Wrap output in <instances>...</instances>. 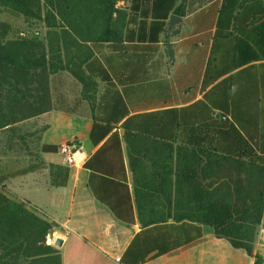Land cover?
Wrapping results in <instances>:
<instances>
[{"label":"trees","instance_id":"obj_1","mask_svg":"<svg viewBox=\"0 0 264 264\" xmlns=\"http://www.w3.org/2000/svg\"><path fill=\"white\" fill-rule=\"evenodd\" d=\"M121 1L131 2L130 11ZM172 12L185 11L177 0H0V130L10 133L15 125L49 111L50 77L60 70H69L82 82L84 96L94 107L97 79H112L96 52L106 43L122 44L135 37L156 44ZM20 19L27 27L18 24ZM40 21L47 28L44 37L35 29ZM132 23H138L137 33L128 29ZM242 45L254 52L242 64L256 63L228 75L241 66ZM211 85L204 99L192 106L194 123L205 122L209 130L204 137L208 145L175 146L125 134L129 153L138 155L131 156L130 166L144 228L124 256L127 263L141 264L153 251L159 256L201 238L203 227L209 226L218 238L253 256L255 264H264L256 248L264 222V0L221 1L203 88ZM113 130L109 124H94L93 142L106 138L94 158L123 153L122 137ZM217 134L225 147L214 145ZM105 180L125 187L129 213L95 190L97 197L119 218L133 221L128 182ZM170 219L177 224L176 243L164 234H150ZM52 228L24 201L0 189V264H62L60 250L48 243Z\"/></svg>","mask_w":264,"mask_h":264},{"label":"crops","instance_id":"obj_2","mask_svg":"<svg viewBox=\"0 0 264 264\" xmlns=\"http://www.w3.org/2000/svg\"><path fill=\"white\" fill-rule=\"evenodd\" d=\"M221 1L177 0V6L182 5L185 11L183 20L169 30L168 19L167 30L156 44L138 42L136 37L122 44H104L96 53L112 79H97L94 107L84 96L82 82L69 70H60L50 77L52 108L15 125L22 141L13 148V199L24 201L52 223L48 243L60 250L62 264H132L124 256L144 228L138 220L130 166L131 156L138 155L129 153L125 134L138 133L175 146L208 145L204 137H209V130L205 122L194 123L192 106L212 87L205 90L203 82ZM124 2L127 4L119 5L130 11L131 2L120 3ZM136 14L140 21V13ZM128 29L137 33L138 23L129 24ZM252 54L251 46L242 45L238 53L241 66L228 75L256 63L242 64L250 61ZM236 88L233 85L231 91ZM95 123L109 124L120 133L123 153L93 157L106 139L93 142ZM72 140L78 149L71 164L59 148L44 149ZM214 145L226 146L219 134ZM105 178L117 184L128 182L133 221L119 218L97 197L95 190L129 211L125 187ZM152 232L154 236L164 234L171 243L178 241L177 224L171 219ZM155 253L141 264H255L253 256L218 238L209 226L203 227L201 238L159 256H153Z\"/></svg>","mask_w":264,"mask_h":264},{"label":"rangeland","instance_id":"obj_3","mask_svg":"<svg viewBox=\"0 0 264 264\" xmlns=\"http://www.w3.org/2000/svg\"><path fill=\"white\" fill-rule=\"evenodd\" d=\"M119 4L124 6L127 3L124 2ZM17 22L20 26L27 27L22 19ZM35 29L40 36H45L46 26L43 22H37ZM15 127L17 129L19 126ZM15 131L12 129L9 133L6 130H0V189L11 198H13V148L16 143L22 141ZM17 194L16 196H18ZM257 242H259V252L264 255V252H262L264 250V222L259 227Z\"/></svg>","mask_w":264,"mask_h":264},{"label":"built area","instance_id":"obj_4","mask_svg":"<svg viewBox=\"0 0 264 264\" xmlns=\"http://www.w3.org/2000/svg\"><path fill=\"white\" fill-rule=\"evenodd\" d=\"M37 34H39L37 32ZM78 149V143L74 140L60 145L59 152L65 157L67 163L71 164L74 162L75 153Z\"/></svg>","mask_w":264,"mask_h":264},{"label":"water","instance_id":"obj_5","mask_svg":"<svg viewBox=\"0 0 264 264\" xmlns=\"http://www.w3.org/2000/svg\"><path fill=\"white\" fill-rule=\"evenodd\" d=\"M183 20V17L179 14L173 13L169 18L168 29L171 30L176 24L180 23Z\"/></svg>","mask_w":264,"mask_h":264}]
</instances>
